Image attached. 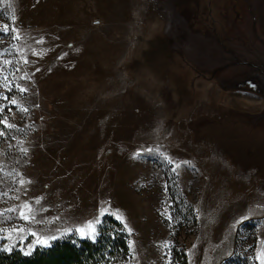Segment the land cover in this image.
Segmentation results:
<instances>
[{"label": "rangeland", "instance_id": "obj_1", "mask_svg": "<svg viewBox=\"0 0 264 264\" xmlns=\"http://www.w3.org/2000/svg\"><path fill=\"white\" fill-rule=\"evenodd\" d=\"M247 13L0 0V251L115 240L120 223L130 252L108 264H264V128L243 146L231 125L264 114V96L197 64ZM90 221L94 238L75 231Z\"/></svg>", "mask_w": 264, "mask_h": 264}, {"label": "water", "instance_id": "obj_2", "mask_svg": "<svg viewBox=\"0 0 264 264\" xmlns=\"http://www.w3.org/2000/svg\"><path fill=\"white\" fill-rule=\"evenodd\" d=\"M251 1L255 3L254 9H250V5L253 4ZM246 4L247 16L234 20L238 23L234 25L236 30L228 41L230 43H223L222 40L227 37L224 31L221 34L217 32L216 36L221 41L220 48H215L212 57L206 58L205 61L197 60V64L216 73L218 81L229 83L238 89L252 90L264 96V0H246ZM239 29H241L240 33H238ZM239 39L240 41L236 43L235 40ZM205 71L202 78H207L208 73H211ZM248 114L247 117L251 120L231 124L235 126L232 127L237 130L235 132L241 130L239 137L235 136V138L243 146L253 144L264 128V114L256 115L251 112Z\"/></svg>", "mask_w": 264, "mask_h": 264}, {"label": "trees", "instance_id": "obj_3", "mask_svg": "<svg viewBox=\"0 0 264 264\" xmlns=\"http://www.w3.org/2000/svg\"><path fill=\"white\" fill-rule=\"evenodd\" d=\"M114 224L117 227L115 240L110 233H105L97 241L59 240L50 247L37 249L32 255L18 249L0 251V264H108L110 256L126 257L130 252L127 232L120 223Z\"/></svg>", "mask_w": 264, "mask_h": 264}, {"label": "snow or ice", "instance_id": "obj_4", "mask_svg": "<svg viewBox=\"0 0 264 264\" xmlns=\"http://www.w3.org/2000/svg\"><path fill=\"white\" fill-rule=\"evenodd\" d=\"M3 31H8V26L7 25L4 26ZM20 90L21 91H26V89H23V88H21ZM12 103H16V101L13 100ZM24 110L26 111L27 109H24ZM103 214H104V212L102 210L101 211V215H103ZM25 219H27V217H25ZM117 219H122V218L118 216ZM95 223H99V219L98 218H97ZM69 231H71V230H69ZM75 231L77 233H79L82 237H86V238L87 237H92V238H94L96 229H95L94 223L90 221L88 223V225L86 226V228H79V229H76ZM52 238L55 239L56 237H52ZM38 242L42 243V244L46 243V241H43V240L38 241Z\"/></svg>", "mask_w": 264, "mask_h": 264}]
</instances>
